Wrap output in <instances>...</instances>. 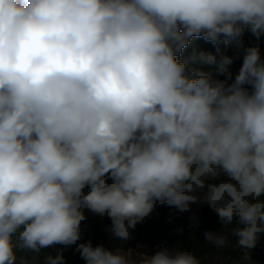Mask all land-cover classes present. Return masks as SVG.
Returning <instances> with one entry per match:
<instances>
[{
    "label": "clouds",
    "instance_id": "clouds-1",
    "mask_svg": "<svg viewBox=\"0 0 264 264\" xmlns=\"http://www.w3.org/2000/svg\"><path fill=\"white\" fill-rule=\"evenodd\" d=\"M246 27L264 36V0H0V264H65L44 250L73 244L85 264H202L179 246L123 247L157 203L207 204L223 226L207 243L235 238L234 264H252L264 233L259 44L234 77L223 56V80L179 59L193 37L219 51ZM85 209L111 219L114 250L77 243Z\"/></svg>",
    "mask_w": 264,
    "mask_h": 264
},
{
    "label": "trees",
    "instance_id": "trees-1",
    "mask_svg": "<svg viewBox=\"0 0 264 264\" xmlns=\"http://www.w3.org/2000/svg\"><path fill=\"white\" fill-rule=\"evenodd\" d=\"M259 44L261 59L264 60V36L258 41L256 37L246 27L240 38L239 43L233 41L225 44L223 40L218 46H214L210 41L203 38L193 37L189 45L184 49L179 57L181 61H189L190 74H198L200 72L208 74L212 79L223 80L226 78V73L220 71V60L223 56L233 58V62L227 66V71L233 74L238 73L242 62L244 49L250 46ZM194 51L197 56L200 53L212 54L216 57V62L209 64L204 62H191L190 52ZM87 190V189H86ZM259 199H264L262 195ZM86 219L81 222L82 239L77 243H85L91 240L93 245L103 244L109 249H114L116 241L113 240L107 228L111 225V219L105 215L103 217L93 214L85 209ZM199 214L201 217L200 224L196 225L189 219L192 214ZM236 221L229 226L235 227ZM183 231H180V230ZM223 226L219 222L216 213L207 205L192 204L189 211L179 213L174 211L167 205L157 203V207L153 209L149 216L145 217L141 222H138L136 227L131 230V239L123 243V247L127 248L132 243L142 242L154 245L161 238H167L176 246L184 249L193 250V252L201 258L202 264H208L209 259L217 252H226V249H216L205 240L204 233L206 231H220ZM232 246L235 245V238H232ZM230 247L229 250L233 253H238L239 249ZM258 249V254L255 252ZM225 250V251H224ZM228 250V249H227ZM46 254L56 256L62 254L65 264H85L78 251L76 245H54L44 250ZM250 254L258 256L260 264H264V233L261 234L256 246L250 249ZM257 254V255H256ZM226 264V263H219Z\"/></svg>",
    "mask_w": 264,
    "mask_h": 264
},
{
    "label": "rangeland",
    "instance_id": "rangeland-1",
    "mask_svg": "<svg viewBox=\"0 0 264 264\" xmlns=\"http://www.w3.org/2000/svg\"><path fill=\"white\" fill-rule=\"evenodd\" d=\"M192 215L194 217L201 218L199 214L195 213ZM230 247L225 248L226 252H217L213 258L211 255L208 264H219V263L234 264V262H241L242 257H243V252L239 249L238 253H233L229 250ZM232 247H234V246H232ZM125 249H134V250H137L140 252H149V251H154L155 247H153L149 243H142V242L138 241V242L132 243L129 247H127ZM249 252H250V250H249ZM255 252L258 254V252H259L258 249ZM250 257H251L252 264H259L257 258L254 255L250 254Z\"/></svg>",
    "mask_w": 264,
    "mask_h": 264
},
{
    "label": "built area",
    "instance_id": "built-area-1",
    "mask_svg": "<svg viewBox=\"0 0 264 264\" xmlns=\"http://www.w3.org/2000/svg\"><path fill=\"white\" fill-rule=\"evenodd\" d=\"M190 56L193 57V56H197V54L194 52V51H191L190 52ZM157 205L154 207L156 208ZM195 218V219H194ZM189 219L191 221H193L196 225L200 224L201 222V218H197V217H194L193 215H190L189 216ZM153 247H155V250L158 249V248H163V247H167L169 249L171 248H174L175 247V244L173 242H171L169 239L167 238H161L160 240H158L154 245ZM186 250H189V251H193V250H190V249H186ZM260 264V260H259V257L258 256H255Z\"/></svg>",
    "mask_w": 264,
    "mask_h": 264
}]
</instances>
